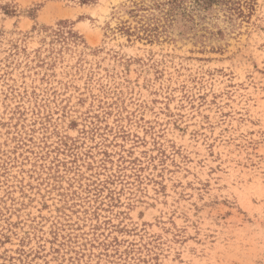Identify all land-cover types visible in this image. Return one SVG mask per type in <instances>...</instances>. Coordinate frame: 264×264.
Returning <instances> with one entry per match:
<instances>
[{"label":"rangeland","instance_id":"374dc122","mask_svg":"<svg viewBox=\"0 0 264 264\" xmlns=\"http://www.w3.org/2000/svg\"><path fill=\"white\" fill-rule=\"evenodd\" d=\"M156 1L0 0V264H264V0Z\"/></svg>","mask_w":264,"mask_h":264},{"label":"trees","instance_id":"16d2710c","mask_svg":"<svg viewBox=\"0 0 264 264\" xmlns=\"http://www.w3.org/2000/svg\"><path fill=\"white\" fill-rule=\"evenodd\" d=\"M241 0H162L156 1L150 6L144 2L135 4L136 10H146L149 7L150 10L155 14L158 11L161 14V18L157 19L158 23L172 22L175 18L181 16L183 18H191L201 12H212L215 9L222 10L225 15L233 16V13L238 12L240 15L243 14L240 5ZM201 14H199L200 16ZM63 27L58 30H54V34L57 38H62ZM68 34L73 37L72 32Z\"/></svg>","mask_w":264,"mask_h":264}]
</instances>
